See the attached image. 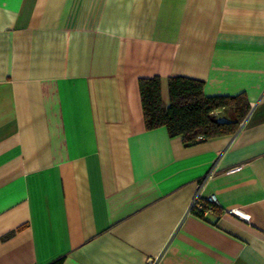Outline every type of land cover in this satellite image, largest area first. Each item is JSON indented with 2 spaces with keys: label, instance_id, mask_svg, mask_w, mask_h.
Instances as JSON below:
<instances>
[{
  "label": "crops",
  "instance_id": "crops-1",
  "mask_svg": "<svg viewBox=\"0 0 264 264\" xmlns=\"http://www.w3.org/2000/svg\"><path fill=\"white\" fill-rule=\"evenodd\" d=\"M175 75L244 93L237 132L147 130L138 81ZM59 259L264 264V0H0V264Z\"/></svg>",
  "mask_w": 264,
  "mask_h": 264
},
{
  "label": "trees",
  "instance_id": "trees-1",
  "mask_svg": "<svg viewBox=\"0 0 264 264\" xmlns=\"http://www.w3.org/2000/svg\"><path fill=\"white\" fill-rule=\"evenodd\" d=\"M138 87L145 128L164 127L169 137H180L186 145L236 133L251 107L244 93L207 96L204 82L187 76L166 79L167 101L163 100L159 76L141 78ZM225 112H233L235 119L218 114ZM218 209L214 207L215 214ZM53 264H60V259Z\"/></svg>",
  "mask_w": 264,
  "mask_h": 264
},
{
  "label": "built area",
  "instance_id": "built-area-1",
  "mask_svg": "<svg viewBox=\"0 0 264 264\" xmlns=\"http://www.w3.org/2000/svg\"><path fill=\"white\" fill-rule=\"evenodd\" d=\"M212 174L213 170L211 169L201 180H199V182H197L195 193L187 208V213L197 216L200 215L202 217L215 214L214 207L218 206L217 199L214 195L205 194L207 182Z\"/></svg>",
  "mask_w": 264,
  "mask_h": 264
}]
</instances>
